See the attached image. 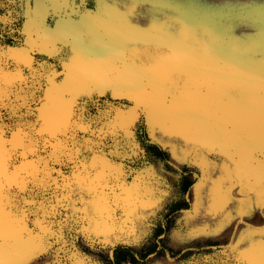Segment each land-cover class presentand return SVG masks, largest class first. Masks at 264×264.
<instances>
[{
    "label": "rangeland",
    "instance_id": "374dc122",
    "mask_svg": "<svg viewBox=\"0 0 264 264\" xmlns=\"http://www.w3.org/2000/svg\"><path fill=\"white\" fill-rule=\"evenodd\" d=\"M108 1L0 0V264H264V103L229 111L260 87L236 77L264 73V0H143L157 24L108 39L123 69L82 56L81 25L46 44L34 32L115 19ZM170 22L204 66L125 87ZM211 94L213 112H189Z\"/></svg>",
    "mask_w": 264,
    "mask_h": 264
},
{
    "label": "bare ground",
    "instance_id": "6f19581e",
    "mask_svg": "<svg viewBox=\"0 0 264 264\" xmlns=\"http://www.w3.org/2000/svg\"><path fill=\"white\" fill-rule=\"evenodd\" d=\"M132 2L133 3L130 4V2L126 1L120 3V0H109L108 3L105 4L106 6L104 8L107 9L106 13H113L115 19L113 17L111 20L101 18L89 20L88 22L78 20L69 21L66 24L64 21L62 24L57 23L55 28L51 31L41 29L35 30L34 32L37 33V37L40 39V43L46 44L55 38L58 39L59 36H62L63 33H69L74 27L81 25L83 27V31L80 37L82 56L85 59L90 56L92 60H96L109 66L119 65L123 69L124 66H122L120 63V57L114 53V50L116 48H114L108 41L109 37H113V34H117V37L121 35V37L119 38L125 40L126 37L123 36L124 33H130V37L138 36L137 34L142 32V30L156 25L160 17V13L152 10L150 7H147L146 5L140 7L145 3L143 0H133ZM39 7L44 6L43 4H40ZM170 23V25H167V27H165L166 29L164 32L161 33L155 31V36L143 43V48L153 47L151 48V50L154 49V52L148 54L149 56H145L146 60L144 65L134 71L128 68H124V71L122 72L123 74L119 77V81L125 87L129 86L133 87L135 90L141 91L143 90L142 88H144L141 85V78L147 76L149 78L150 87L160 91L162 87L174 83V79L177 75L178 70L180 69V62L183 61V59L188 58L191 60H195L202 67L204 66V63H206L205 57L195 55L196 49L185 44L186 42L184 43L185 39H196L197 37L188 35V26H185L182 36H178L176 32L178 26L175 23ZM117 24H121L123 27L121 25L120 26L122 28L119 27L115 29L111 27V25L116 26ZM206 28L210 34L206 37L208 43L207 45L218 49V53H226V51H224L223 48L221 46H218L215 42L216 39L214 35L216 33V27L213 25H206L205 30ZM116 31L117 33H115ZM119 31H121L122 33H120ZM163 36L165 38H163ZM161 38L165 39L164 45L161 44L163 43L161 42ZM151 40L154 41L151 42ZM255 40L264 41V35L261 33H257L255 35ZM175 41L179 43L176 44ZM191 43H195V41H191ZM166 45H168V50L166 48ZM100 48L104 49L103 53L99 52ZM81 58H77L74 60L77 61L75 63V68L77 67L75 69V74L80 78H84L83 73L85 71V68L87 67V64L83 63ZM249 79H256L260 81L258 92L253 95H247L244 105H240L238 108L233 106L232 103L229 104V107L233 106L231 109L229 108V111L234 113L233 115H235L236 117L238 115H241V117H238L240 120H243V117H245V115L253 116V114H255L258 110V103H260V105L264 103V73L250 74L249 72L240 78L236 77V80H239V82L243 85ZM256 99H258L260 102H256ZM191 105L192 109L188 111L193 113L197 117L208 116V114L213 112V110L215 109L212 94L210 97L206 98H204L203 96H195L192 99ZM178 107L181 108V106ZM160 117L163 118L161 115ZM173 124V122L165 123L162 126L172 127ZM253 124H247L246 126L248 127V129H250V126H252Z\"/></svg>",
    "mask_w": 264,
    "mask_h": 264
}]
</instances>
